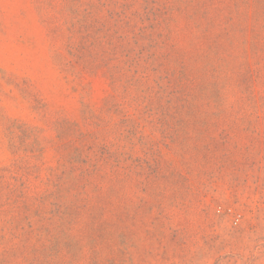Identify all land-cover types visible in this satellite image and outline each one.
I'll return each mask as SVG.
<instances>
[{
  "label": "rangeland",
  "instance_id": "obj_1",
  "mask_svg": "<svg viewBox=\"0 0 264 264\" xmlns=\"http://www.w3.org/2000/svg\"><path fill=\"white\" fill-rule=\"evenodd\" d=\"M0 264H264V0H0Z\"/></svg>",
  "mask_w": 264,
  "mask_h": 264
}]
</instances>
